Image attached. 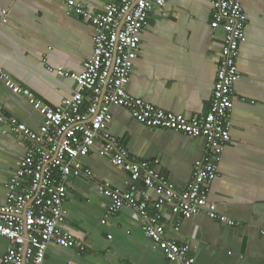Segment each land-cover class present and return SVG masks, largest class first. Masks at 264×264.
<instances>
[{
  "label": "crops",
  "instance_id": "1",
  "mask_svg": "<svg viewBox=\"0 0 264 264\" xmlns=\"http://www.w3.org/2000/svg\"><path fill=\"white\" fill-rule=\"evenodd\" d=\"M78 1L99 12L111 0ZM240 2L248 16L247 41L238 57L242 77L235 84L231 141L208 191L211 208L235 224L205 213L182 219L167 206L155 210L152 202L147 217L130 207L108 216L111 199L98 185L110 182L126 190L131 179L94 149L83 159L93 176L68 181L62 222L66 231L84 241L85 248L51 243L44 264H165L163 250L143 228L153 216L164 225L167 238L189 246L196 264H264V0ZM3 9L8 10L9 20L0 25V66L29 88L35 99L61 104L78 85L49 71L48 66L81 73L94 51V25L70 11L67 0H0V14ZM211 12L210 0H167L153 10L142 33L129 92L161 109L204 117L225 44L224 28L210 25ZM0 106L34 130L43 124V113L1 77ZM111 113V132L130 153L142 160L158 159L157 170L170 178L177 190L185 189L195 162L206 152V139L146 126L123 106H112ZM3 130L0 123L2 204L7 201V184L26 152L21 137ZM137 187L145 189L142 182H137ZM149 194L156 197L153 190ZM8 245V239L0 235V264Z\"/></svg>",
  "mask_w": 264,
  "mask_h": 264
},
{
  "label": "built area",
  "instance_id": "2",
  "mask_svg": "<svg viewBox=\"0 0 264 264\" xmlns=\"http://www.w3.org/2000/svg\"><path fill=\"white\" fill-rule=\"evenodd\" d=\"M166 1L111 0L102 11L93 12L81 1L67 0L70 11L94 25V51L81 73L63 66H48L49 71L71 78L78 85L57 106L35 99L29 88L16 82L0 66V77L9 88L28 97L44 115L42 126L34 130L0 106L4 133H14L26 142L25 155L7 184V201L0 203V235L9 241L1 264H44L51 243L65 248H85L84 241L66 231L62 222L66 215L68 181L71 177L93 176L83 159L94 149L126 171L131 179L126 190L115 188L110 182L98 185L111 199L108 216L130 207L147 217L146 210L152 202L155 210L163 211L167 206L173 215L182 219L205 213L213 219L235 224L236 221L211 208L208 191L218 176L225 147L231 141L235 84L242 77L238 57L241 45L247 41L248 16L240 0H210V25L213 29L224 28L225 44L209 111L202 118L189 117L156 107L128 90L150 13ZM8 20V10L3 9L0 25H6ZM112 106L126 107L146 126L206 139V152L195 162L193 177L185 189L177 190L171 179L157 170L158 159L142 160L132 155L111 132ZM137 182H142L145 189H138ZM150 190L156 194L154 199ZM143 228L163 250L165 264H196L189 246L167 238L165 227L156 216L149 217Z\"/></svg>",
  "mask_w": 264,
  "mask_h": 264
}]
</instances>
